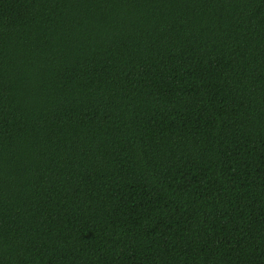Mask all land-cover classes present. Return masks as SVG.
I'll return each instance as SVG.
<instances>
[{"label":"trees","instance_id":"1","mask_svg":"<svg viewBox=\"0 0 264 264\" xmlns=\"http://www.w3.org/2000/svg\"><path fill=\"white\" fill-rule=\"evenodd\" d=\"M0 264H264V0H0Z\"/></svg>","mask_w":264,"mask_h":264}]
</instances>
